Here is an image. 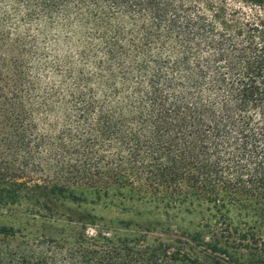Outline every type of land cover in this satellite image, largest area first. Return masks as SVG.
<instances>
[{"label":"trees","instance_id":"16d2710c","mask_svg":"<svg viewBox=\"0 0 264 264\" xmlns=\"http://www.w3.org/2000/svg\"><path fill=\"white\" fill-rule=\"evenodd\" d=\"M104 201L197 220L66 207ZM30 205L81 233L0 224V264H264V0H0V211Z\"/></svg>","mask_w":264,"mask_h":264},{"label":"rangeland","instance_id":"374dc122","mask_svg":"<svg viewBox=\"0 0 264 264\" xmlns=\"http://www.w3.org/2000/svg\"><path fill=\"white\" fill-rule=\"evenodd\" d=\"M29 193L31 195L36 194L34 191H30ZM36 206L37 205H30V211L28 213L22 212L20 215L0 211V224L12 226L16 231V236L10 240L11 245L13 247L25 248L24 246L26 244L30 245L31 242H34L33 240L38 239L44 240V242L41 248H33V250H35V253L39 252L38 250H41V252L48 251V248L53 251L54 249L52 246L55 243H52L50 241L51 238L56 240H64L65 242H73V240L77 238V236L81 233V230L79 228L72 229L65 221L62 223L59 222L58 224H55L37 218L34 219L32 213L37 212L39 210V207ZM66 207H69L72 211L79 210L80 208L86 210L91 214L97 215L99 218H103L104 221H100V223L110 227L118 225L115 223L116 220L126 221L132 219L135 222H139L142 219L157 218L161 219L164 222H169L172 226L179 227H188L189 221H191L192 223H196L197 220V217L186 215L182 210L179 212H174V217L159 216L157 215V213L153 214L152 216H145L146 213L143 211V209L136 208V206L123 207L121 205H118L117 203H109L107 201H104L98 205L87 203L81 206H78L77 204L73 203H68ZM39 212L40 211H38V213ZM58 212L60 214H65L66 216L68 215V211L61 209L60 207ZM40 214L48 216V212L46 211L41 210ZM141 214L144 215L141 216ZM191 228L193 229V227ZM90 231L91 229H89V232ZM118 234L120 236H123L125 234L134 235L135 231L134 229L130 231H121L119 229Z\"/></svg>","mask_w":264,"mask_h":264}]
</instances>
